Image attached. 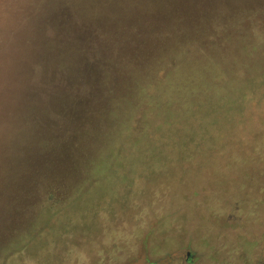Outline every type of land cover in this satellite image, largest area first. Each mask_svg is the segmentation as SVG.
<instances>
[{
	"label": "rangeland",
	"instance_id": "374dc122",
	"mask_svg": "<svg viewBox=\"0 0 264 264\" xmlns=\"http://www.w3.org/2000/svg\"><path fill=\"white\" fill-rule=\"evenodd\" d=\"M36 1L38 9L31 7L34 0H2L5 3L0 4V242L9 239L2 248L0 264H264V87L249 86L242 94L238 81L241 77L237 76L253 73L258 82L264 75V36L258 35L264 33V14L246 19L248 11H264V0H168L170 5L184 8L223 6L221 14L207 11L214 8L203 11L220 23L228 17L232 23L231 36H224L225 41L220 40L221 47L214 51L229 59L221 64L236 71L235 79L225 92H213L212 100L206 101L202 94L192 99L191 106L183 98L152 99L162 89L156 82L162 84L160 79L172 62L163 58L154 75L144 77L143 97L123 106L124 113L127 110L126 125L115 133L101 110L128 102L121 88L122 93L113 101L109 97L107 104L101 100L90 105L95 108L91 123L70 120V115L64 113L62 129L58 127L62 118L55 112L49 114V125L44 123L42 111L32 117L30 112L36 105L28 96L31 86H46L42 82L58 56L68 58L73 53L72 44L80 39L79 28L91 21V3L103 6L108 14L120 2ZM136 1L140 2L134 0L132 7ZM126 2L131 4L132 0ZM148 5L143 8L145 19L152 22L154 1ZM122 8L126 9L123 1ZM127 16L123 13L118 18H123V33L129 35ZM105 17L94 22H104ZM254 24L257 35L251 31ZM148 28L144 22L139 37L130 36V40L144 41ZM238 33L248 46H258L252 58L262 61L258 70L255 66L246 70L241 63H233L239 57L247 59L245 52L239 51ZM112 34L103 37L105 44L95 46H101L100 50H94L108 62L114 56L109 49L113 40H125L121 33ZM195 37L199 39V35ZM189 46L195 53L205 51L199 42ZM237 51L240 54L234 55ZM73 60L78 70L82 59ZM123 76L121 85L127 89L130 83L126 79L131 76ZM110 77L113 75L108 81ZM52 82L57 92L66 85V77L58 74ZM83 93L72 92L86 98ZM81 124H92L96 131L77 138L73 149L89 145L85 155L96 156L111 131L113 145L107 146L105 159L116 170L112 192L104 190V196L83 204L75 202L74 192L85 179L84 173L80 169L72 172L75 165H69L59 151L57 143L61 139L55 134L63 132L68 138ZM45 125L47 133L37 143L36 133ZM107 126L112 130H104ZM256 142L262 144L257 146ZM131 155L139 159L133 167L124 159ZM118 161L123 165L117 166ZM64 174L68 176L61 183L66 188L58 194L35 199L27 194L39 175L45 178ZM92 175L85 188L98 180L99 176ZM40 200L51 211L35 214L32 203ZM33 217L37 224L29 234L26 231L33 227Z\"/></svg>",
	"mask_w": 264,
	"mask_h": 264
},
{
	"label": "trees",
	"instance_id": "16d2710c",
	"mask_svg": "<svg viewBox=\"0 0 264 264\" xmlns=\"http://www.w3.org/2000/svg\"><path fill=\"white\" fill-rule=\"evenodd\" d=\"M0 1V4L5 3L2 2V0ZM118 1L120 2V6H113L108 14L105 12V8L103 6L97 3H91L89 8V10L92 11V14L90 15L91 21L88 23V25H82V29L79 28L80 39L76 40L75 43L72 44L73 53L70 54L71 57L69 56L68 58H61L58 56L51 72L47 73V78L44 80V82H42V84H46V86L44 85L42 88L31 86L29 88L28 99L30 103L36 105L34 107L36 111L34 110V112H30L32 117L38 114L37 111H42L45 114L44 123L49 125V114L50 112H55L62 118L60 120L61 124L58 126L59 129H62L63 127L62 123L64 113L70 115V120L73 119L78 122L88 120V122L91 123L92 112H94L93 109L95 108L92 109L90 105L93 102L99 103L101 100L107 104V99H109V97H111L113 101L115 95L122 93L120 88L124 91L123 94L128 99V102H124V104H116L114 107L120 108L122 106L120 108L122 109L125 104L132 105L133 100L135 101V99L143 97L145 90L143 83L147 81L148 77V79H150V76L154 75V70L157 69L159 64L161 65V61H164L163 58L172 60V62L170 63V68L167 69L165 76L160 79L162 84L160 81L156 82L160 84L162 89L159 93L151 97L152 99H154L155 96L160 98L165 97L171 100L183 98L188 100L186 102H188V105L191 106L192 99H197L199 95L203 94L202 96H204V99L209 101L214 97V94H212L213 92L216 95H219L222 92H225L226 86L231 85V82L235 79L233 75L236 71L234 69L229 70L227 65L222 67L221 63L223 60L228 61L229 59L218 54L214 51V49L217 48V50H219V47H221L219 46V42L220 40H222V42L225 41L222 39L224 36H231L230 29L232 23H230L228 20L229 17L228 19L224 18L220 23L218 20L211 19L207 12L203 11L205 8H214L213 10L207 11H212L214 14H221L223 6H191L189 8H184L185 5L172 6L169 4L168 0H153L155 20L151 19V22L147 21L148 19H145V11L143 10L144 7L147 8V6H149L148 3L151 0H140V2L136 1L135 7H132L134 0H132L131 4L127 3L126 0H116V2ZM122 1L126 6L125 10L122 8ZM36 3L37 1L34 0V5L31 7L38 9ZM187 3L190 5L191 1H187ZM26 9L27 8H25V10ZM185 9L196 10H194L192 13H189L188 11L187 14ZM77 11L78 10L75 11V14H77ZM123 13L129 14V16L126 18V21L128 22L127 25H129L127 30L129 31L128 33H130L129 35L123 33V31H126L123 25L125 23H121L123 18H118L119 16H122ZM262 14H264V11H260V9H257L255 12L253 11V13L248 11L246 19ZM102 15L106 16L105 19L109 20V22H105V20L104 22L95 23V19L97 20L101 18ZM192 15H195L196 18H193ZM112 18L116 19L112 20ZM144 22L148 23L149 25L147 32H144V34L147 33L145 35L147 39L142 42L137 41V43H133L131 41L132 39L130 40V36L133 38L139 37V32ZM255 25L256 24L251 26L253 28L251 29L253 35L258 34L256 31L257 26ZM112 32H114L116 35L119 33L123 34L125 40L123 42L119 40H113L109 49L112 50L110 53L114 52V56H111L112 60L111 62H108V60L104 61L105 58L94 50H100L102 48L101 46L97 48H95V46L98 43L105 44L106 38L103 37L111 36ZM108 33L109 35H107ZM195 35H199V39H197ZM258 35L261 36L260 38H263L264 33L262 34L260 32ZM200 36H202V38ZM212 36L216 37L213 38ZM242 37L243 36L239 34L236 40L240 46L239 51L243 50L247 56V59L243 60V58L238 56L239 59H234L233 63L235 65L241 63L240 66H243L246 68V70H249L255 66L256 68H254L256 71L258 68L257 65L262 63L260 60L252 61L254 52H256V48H258V46H248L247 43H244L245 39ZM195 41L199 42L205 51L199 50L197 53L192 52L194 51L193 46L189 45L192 43L193 45L196 44L197 42ZM239 51L232 53L235 55L236 53H239ZM76 57L82 59V62L78 61V70L75 68L73 63V59ZM201 63L203 64L202 66H200ZM212 63H218V65L212 66ZM143 72L146 75L144 74L145 76H140V73ZM124 73L128 76H131L129 79H126L127 83H130L129 88L127 89L121 85V82H124ZM58 74H60L63 78L66 77V85L56 92L54 90L55 83L52 81L54 80V76L56 77ZM110 75H113V77H110L108 81V77ZM237 76L241 77V79H238V81L241 82L242 86L239 85L241 87H238L242 94L247 91L249 86L255 87L258 85L264 87V75L261 76V79L258 80V82L255 74L253 73L245 72L241 73V75L238 74ZM73 90H78L79 92L83 91L86 94V98L79 94H72ZM95 92H98L97 95H95ZM263 94L264 88L262 91V95ZM114 107L112 105L111 109L108 111H106L105 108L102 109L101 115H105L104 117L109 120V123L112 122L111 125H113L112 127L115 130V133L119 130H122V127L126 125L127 110H125V114L123 111L124 109L116 110L118 108ZM40 126L41 124L39 123L38 127ZM46 127V125L41 127L39 134L36 133L35 139L37 140V143L40 141L41 135L43 134L44 136L47 133ZM112 127L109 129L108 126L104 127V130L108 129V131H110L112 130ZM100 129H103V127L100 126ZM67 130H69V127ZM67 130L65 132H68ZM95 131L96 128H93L92 124L85 127L81 124L79 127H77V129L72 130V132L68 135V138L66 137L67 135H63V132L62 134L55 133L58 136L60 135L59 138L61 139L57 143L59 145V151H62V153L65 155L66 161L69 165H75V169L73 168L72 172L80 169V171L83 172V175L85 176V179L75 186L76 191L74 193L77 195V197L74 198V200L76 203L89 202L91 199L94 201L96 198L98 199L99 197L104 196V190L112 192L111 187L113 183H116V170L109 166L105 159V156H107V146L113 145L114 133L110 131L109 135H105L103 145L99 147L102 149L98 150L96 156L89 157L88 155H85V151L90 147L89 145L80 147L78 146V150L73 149V146L77 145V138L81 136H89ZM256 138L260 139L258 135ZM37 143L35 146L38 147ZM261 144L262 143L260 142L255 143L257 146H260ZM124 159L127 164L130 163V167H133L139 160L133 155L129 157L125 156ZM116 163L119 167L123 165V163L121 165L119 164L121 161ZM91 174H93L92 176L95 175L96 178L99 176V178L94 183L88 185V188H85L88 184L87 181H89ZM65 176L68 175H51L50 177L45 178H42V176L40 177L39 175L36 178L37 180L34 181L32 185H30L27 194L32 197L31 199L51 197L54 194H58L60 189L66 188V185L61 183V180ZM71 186L72 185H67V187ZM43 202V200H40L37 203H32V205L36 208L34 211L36 212L35 214H42L43 212H47L49 210L51 211L50 208L46 209L44 207ZM35 218L36 217H33V219L30 221L33 227L29 231H26V233L33 232V228L36 227L37 224L34 220ZM19 233L20 232H18L14 237L16 241H18L17 238ZM8 240L9 239L5 237L2 242H0V254L3 253L2 248L8 244Z\"/></svg>",
	"mask_w": 264,
	"mask_h": 264
},
{
	"label": "flooded vegetation",
	"instance_id": "af4514ba",
	"mask_svg": "<svg viewBox=\"0 0 264 264\" xmlns=\"http://www.w3.org/2000/svg\"><path fill=\"white\" fill-rule=\"evenodd\" d=\"M189 257V256H188Z\"/></svg>",
	"mask_w": 264,
	"mask_h": 264
},
{
	"label": "water",
	"instance_id": "95a60500",
	"mask_svg": "<svg viewBox=\"0 0 264 264\" xmlns=\"http://www.w3.org/2000/svg\"><path fill=\"white\" fill-rule=\"evenodd\" d=\"M96 20V19H95Z\"/></svg>",
	"mask_w": 264,
	"mask_h": 264
}]
</instances>
